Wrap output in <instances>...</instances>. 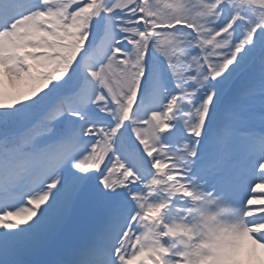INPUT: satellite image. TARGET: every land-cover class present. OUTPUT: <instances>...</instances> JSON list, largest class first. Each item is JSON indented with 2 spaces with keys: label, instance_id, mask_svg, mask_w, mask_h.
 I'll return each mask as SVG.
<instances>
[{
  "label": "snow or ice",
  "instance_id": "6c2138e0",
  "mask_svg": "<svg viewBox=\"0 0 264 264\" xmlns=\"http://www.w3.org/2000/svg\"><path fill=\"white\" fill-rule=\"evenodd\" d=\"M0 264H264V0H0Z\"/></svg>",
  "mask_w": 264,
  "mask_h": 264
}]
</instances>
